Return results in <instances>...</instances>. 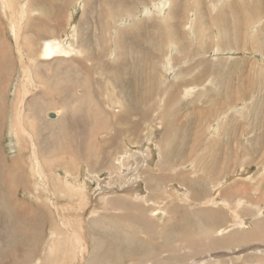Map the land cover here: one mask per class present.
<instances>
[{
	"label": "rangeland",
	"instance_id": "374dc122",
	"mask_svg": "<svg viewBox=\"0 0 264 264\" xmlns=\"http://www.w3.org/2000/svg\"><path fill=\"white\" fill-rule=\"evenodd\" d=\"M0 28V264H264V0H0Z\"/></svg>",
	"mask_w": 264,
	"mask_h": 264
},
{
	"label": "bare ground",
	"instance_id": "6f19581e",
	"mask_svg": "<svg viewBox=\"0 0 264 264\" xmlns=\"http://www.w3.org/2000/svg\"><path fill=\"white\" fill-rule=\"evenodd\" d=\"M4 2V3H8V0H1V2ZM9 3L11 4V2L9 1ZM24 3V2H23ZM26 4V3H25ZM15 6V5H14ZM28 6V5H27ZM5 7V6H4ZM8 7V6H7ZM6 7V8H7ZM23 7H26V6H23ZM23 7H20V11L19 12H14V10L13 11H11V15H16L15 17L17 18V16L19 17V20L17 21L16 20V18H13V19H15L14 20V24H13V19H12V21H11V24H13L12 25V31H13V27H14V34H16L17 36H18V34L17 33H19V31H20V25H23L22 23H20L19 21H25V15H26V9L24 8L23 9ZM3 8V7H2ZM13 8V7H12ZM4 9V8H3ZM8 9H11L10 7L8 8ZM15 9V8H14ZM18 9V8H17ZM28 10V9H27ZM17 11V10H16ZM8 12H10V10L8 11ZM2 13H3V11H2ZM150 14V13H149ZM3 15V14H2ZM24 17V19H22ZM2 18V17H1ZM9 18H11V17H9ZM9 22V21H8ZM7 22V23H8ZM10 23V22H9ZM10 25V24H9ZM132 25V24H131ZM11 28V27H10ZM1 29V28H0ZM22 31V30H21ZM3 32V31H2ZM17 36H15V37H17ZM3 43V42H2ZM5 46V45H4ZM18 47H20V45L18 46ZM6 48V47H5ZM47 50V51H46ZM8 51V50H7ZM1 52H2V50H1ZM0 52V53H1ZM9 52V51H8ZM11 53H13L12 51H10ZM10 52H9V54H10ZM71 52H73L74 53V51L69 47V46H60L56 41H54V40H52V39H49V40H47L46 38L44 39L43 38V40H42V45H41V55H40V59H42L41 61H43V60H51V59H53V58H55V57H64V58H68L70 55H71ZM18 53H19V57H20V60H21V63H22V66H23V71L25 72V73H27V75H26V79L25 80H27V82H25L24 83V87H23V89H21L22 90V93L24 94V95H27L28 96V93H30L29 91H35V88L33 89V77H32V74H33V72L31 71L32 70V68H31V65H29V67L26 69V65L25 64H30V61L29 60H27L26 62H25V53H24V51L23 50H21V49H19L18 50ZM6 54V53H5ZM5 54H3V55H5ZM3 55H1V56H3ZM13 55V54H12ZM5 57V56H4ZM2 58V57H1ZM7 58V56L5 57V59ZM14 58V57H13ZM12 58V59H13ZM11 59V60H12ZM1 60V59H0ZM10 60V59H9ZM9 60H7V62H9ZM13 60H15V59H13ZM31 60V59H30ZM6 62V63H7ZM20 62V61H19ZM11 63H13V62H11ZM8 64V63H7ZM3 66V65H2ZM11 67V66H10ZM34 68V67H33ZM4 69V68H3ZM2 69V70H3ZM8 69H9V67H8ZM8 69H7V71H8ZM60 71V70H59ZM2 72V71H1ZM13 72V71H12ZM8 73V72H7ZM23 73V72H22ZM8 74H11V73H8ZM12 75V74H11ZM86 80V79H85ZM24 82V81H23ZM60 81H58V83H59ZM35 84V83H34ZM2 86V83H1V85H0V88H2L1 87ZM41 86V85H40ZM59 86V85H58ZM6 88V87H5ZM5 90V89H4ZM20 91H18V93H19ZM18 93H17V96H20V99H21V94L19 93V95H18ZM91 95V94H90ZM3 96H6V94L5 95H3ZM2 96V97H3ZM17 98H19V97H17ZM23 99H24V97H23ZM26 99V98H25ZM24 99V100H25ZM6 100V99H5ZM18 100V99H17ZM20 101V100H19ZM22 101V100H21ZM4 102V101H3ZM23 102V101H22ZM6 103V102H5ZM1 104H3L2 102H1ZM7 104V103H6ZM31 106V105H30ZM3 108V107H2ZM1 111V110H0ZM5 111V110H4ZM94 112V111H93ZM20 114H21V112H20ZM3 115H1V117H2ZM19 117V116H18ZM28 118H29V116H28ZM62 118V117H61ZM30 119V118H29ZM101 120V119H100ZM2 122V121H1ZM107 123V122H106ZM18 125V124H17ZM19 125H23V123L22 124H19ZM102 125V124H101ZM107 125V124H106ZM23 128V127H22ZM21 128V126L19 127V130H21L22 129ZM102 128V127H101ZM17 130V129H16ZM23 130V129H22ZM27 131V130H26ZM68 132V131H67ZM29 134V133H28ZM31 134V133H30ZM24 136V135H23ZM29 135H27V137H28ZM38 136V135H37ZM62 136V135H61ZM26 137V136H25ZM31 138H32V136H31ZM39 138V137H38ZM27 139V138H26ZM54 139H57V138H54ZM22 140H23V138H22ZM31 142V141H30ZM36 142V141H35ZM39 142V141H38ZM56 142H57V140H56ZM107 142V141H106ZM109 142V141H108ZM31 144V143H30ZM36 144V143H35ZM68 145V144H67ZM107 145V144H106ZM109 145V144H108ZM119 145V144H118ZM36 147V146H35ZM40 149V148H39ZM38 149V150H39ZM126 150V149H125ZM41 151V150H40ZM115 151V150H114ZM38 152V151H37ZM62 152V151H61ZM42 153V152H41ZM134 153H136V152H134ZM44 154V153H43ZM123 154H125V153H123ZM152 154V153H151ZM45 155V154H44ZM139 155V154H138ZM36 156V155H35ZM38 157V156H37ZM131 157V156H130ZM125 159V158H124ZM183 160V159H182ZM4 161V160H3ZM119 161V160H118ZM1 163V162H0ZM2 164V163H1ZM0 164V165H1ZM36 164H37V162H36ZM3 165H4V163H3ZM38 165V164H37ZM123 165V164H122ZM2 166V165H1ZM2 167H4V166H2ZM10 167V166H9ZM1 168V167H0ZM12 168V167H11ZM2 169V168H1ZM12 169H14V168H12ZM5 170V169H4ZM16 170H17V168H16ZM20 170V169H19ZM12 171H14V170H12ZM3 172V171H2ZM9 172H10V170H9ZM112 172V171H111ZM11 174H12V172H10ZM15 173V172H14ZM20 173V172H19ZM9 175V174H8ZM18 175V174H17ZM21 175V174H20ZM11 176V175H10ZM12 177V176H11ZM44 178V177H43ZM11 179V178H10ZM9 179V180H10ZM20 179V178H19ZM18 179V180H19ZM6 180V179H5ZM8 180V179H7ZM22 180V179H21ZM10 181H12V180H10ZM10 181H8L9 183H10ZM6 182V181H5ZM24 182V181H23ZM38 183V182H37ZM36 182H35V184H37ZM13 184V183H12ZM44 184V183H43ZM104 184V183H103ZM14 186H16V184L14 185ZM20 186V185H19ZM18 186V187H19ZM26 186H28V183H27V185ZM219 186V185H218ZM7 187H4V189H6ZM14 188V187H13ZM13 188H12V190H13ZM42 188V187H41ZM40 188V189H41ZM43 188H45L46 189V187H43ZM219 188V187H218ZM3 189V190H4ZM9 189V188H8ZM45 191H47V190H44V192ZM8 192H9V190H8ZM211 192V191H210ZM183 194V193H182ZM46 195V194H45ZM120 195V194H119ZM122 196V195H121ZM144 196V195H143ZM123 197V196H122ZM102 198V197H101ZM106 198V197H105ZM103 199V198H102ZM102 199H100L101 201H103ZM107 199V198H106ZM146 199V198H145ZM133 200H134V198H133ZM96 201V200H95ZM106 201V200H105ZM108 201V200H107ZM135 201V200H134ZM144 201V200H143ZM98 203V202H97ZM109 203V202H108ZM96 204V203H95ZM131 206V205H130ZM50 216V215H49ZM157 220V219H156ZM213 228H214V226H213ZM215 229V228H214ZM211 232V231H210ZM224 233V232H223ZM214 234V233H213ZM21 236V235H20ZM53 239V238H52ZM43 240V239H42ZM59 240V239H58ZM9 242V241H8ZM51 248V247H50ZM61 248V247H60ZM119 248V247H118ZM58 249V248H57ZM56 250V249H55ZM53 251V250H52ZM11 252V251H10ZM52 254V253H51ZM53 255V254H52ZM55 255V254H54ZM230 255V254H229ZM49 256V255H48ZM57 256V255H56ZM103 257V256H102ZM50 258H51V256H50ZM16 261V260H15ZM99 261V260H98ZM91 263V262H90ZM196 263H198V262H196ZM201 263V262H200ZM202 263H204L203 261H202ZM28 264H30L29 262H28ZM51 264V263H50ZM54 264V263H53Z\"/></svg>",
	"mask_w": 264,
	"mask_h": 264
},
{
	"label": "crops",
	"instance_id": "0c3cea01",
	"mask_svg": "<svg viewBox=\"0 0 264 264\" xmlns=\"http://www.w3.org/2000/svg\"><path fill=\"white\" fill-rule=\"evenodd\" d=\"M167 4V3H166ZM103 187V186H102ZM86 191V192H85ZM99 194V193H98ZM77 199H79V200H77L78 202H80V201H85V202H88L89 203V199L88 198H90V201L91 202H94V204L96 205V208H99V207H101L102 205H105L106 206V201L105 200H107L105 197H102L101 199L103 200V201H101V203L99 202V201H97L96 199H92V197H91V195H90V197H89V195L87 194V190H86V188H84V189H82V187H79V192L77 193ZM96 200V201H95ZM123 201H125V200H123ZM98 202V203H97ZM231 213V212H230Z\"/></svg>",
	"mask_w": 264,
	"mask_h": 264
},
{
	"label": "water",
	"instance_id": "95a60500",
	"mask_svg": "<svg viewBox=\"0 0 264 264\" xmlns=\"http://www.w3.org/2000/svg\"><path fill=\"white\" fill-rule=\"evenodd\" d=\"M51 115H52V117H53L54 114H51Z\"/></svg>",
	"mask_w": 264,
	"mask_h": 264
}]
</instances>
